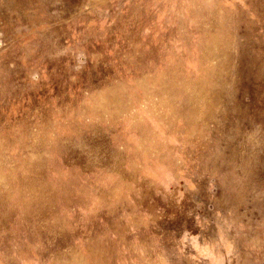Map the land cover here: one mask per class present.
Instances as JSON below:
<instances>
[{
  "label": "rangeland",
  "instance_id": "374dc122",
  "mask_svg": "<svg viewBox=\"0 0 264 264\" xmlns=\"http://www.w3.org/2000/svg\"><path fill=\"white\" fill-rule=\"evenodd\" d=\"M246 2L0 0V264H264Z\"/></svg>",
  "mask_w": 264,
  "mask_h": 264
},
{
  "label": "crops",
  "instance_id": "0c3cea01",
  "mask_svg": "<svg viewBox=\"0 0 264 264\" xmlns=\"http://www.w3.org/2000/svg\"><path fill=\"white\" fill-rule=\"evenodd\" d=\"M226 2H228V3H230V4H238V3H245L246 2V0H226ZM246 4H248L247 2H246ZM190 242H191V244H192V247L194 246L193 244H194V242L193 241H191L190 240ZM199 248V249H198ZM194 249L201 255V256H204V257H209V258H211V262L214 264L215 263V261L217 262L219 259H217V256H216V252H218L217 251V249L215 248V249H212V250H209V246H207L206 244H200V241L198 242V244L194 247ZM213 259H215V260H213Z\"/></svg>",
  "mask_w": 264,
  "mask_h": 264
}]
</instances>
